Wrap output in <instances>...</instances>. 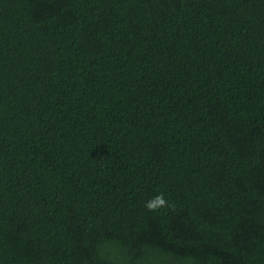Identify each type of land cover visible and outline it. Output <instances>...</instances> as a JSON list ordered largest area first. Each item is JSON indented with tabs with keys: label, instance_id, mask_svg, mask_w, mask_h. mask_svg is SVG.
<instances>
[{
	"label": "trees",
	"instance_id": "1",
	"mask_svg": "<svg viewBox=\"0 0 264 264\" xmlns=\"http://www.w3.org/2000/svg\"><path fill=\"white\" fill-rule=\"evenodd\" d=\"M0 264H264V0H0Z\"/></svg>",
	"mask_w": 264,
	"mask_h": 264
},
{
	"label": "clouds",
	"instance_id": "2",
	"mask_svg": "<svg viewBox=\"0 0 264 264\" xmlns=\"http://www.w3.org/2000/svg\"><path fill=\"white\" fill-rule=\"evenodd\" d=\"M168 206H169V204L165 200L163 194H160V195L153 197L152 199L148 200L145 204V207L149 211H157L160 208H164V207H168Z\"/></svg>",
	"mask_w": 264,
	"mask_h": 264
}]
</instances>
